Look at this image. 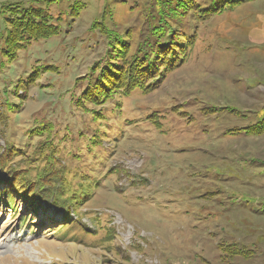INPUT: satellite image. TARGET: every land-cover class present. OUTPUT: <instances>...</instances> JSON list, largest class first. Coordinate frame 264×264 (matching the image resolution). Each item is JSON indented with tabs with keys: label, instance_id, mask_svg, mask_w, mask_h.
<instances>
[{
	"label": "rangeland",
	"instance_id": "obj_1",
	"mask_svg": "<svg viewBox=\"0 0 264 264\" xmlns=\"http://www.w3.org/2000/svg\"><path fill=\"white\" fill-rule=\"evenodd\" d=\"M263 124L264 0H0V264H264Z\"/></svg>",
	"mask_w": 264,
	"mask_h": 264
},
{
	"label": "trees",
	"instance_id": "obj_2",
	"mask_svg": "<svg viewBox=\"0 0 264 264\" xmlns=\"http://www.w3.org/2000/svg\"><path fill=\"white\" fill-rule=\"evenodd\" d=\"M35 14H37V13L35 12ZM40 15L41 14H39L38 16L35 15V17H37V21L35 23L31 24V29H32V31H41L42 33L36 34V35L34 34L33 36L31 34H29L32 38H46V37H49V36L52 35L53 30H55V29H53L51 24L48 21H46L47 17H45L44 15H41V16ZM42 18H44L46 20L44 21ZM44 31H46V32H44ZM50 33H51V35H50Z\"/></svg>",
	"mask_w": 264,
	"mask_h": 264
}]
</instances>
